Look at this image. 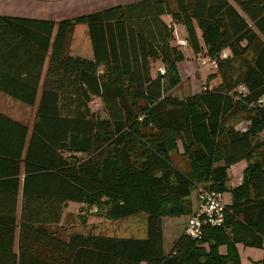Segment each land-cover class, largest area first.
Instances as JSON below:
<instances>
[{
  "label": "trees",
  "instance_id": "trees-1",
  "mask_svg": "<svg viewBox=\"0 0 264 264\" xmlns=\"http://www.w3.org/2000/svg\"><path fill=\"white\" fill-rule=\"evenodd\" d=\"M173 4L142 0L59 22L0 17V94L29 109L38 100L31 126L0 113V264H240L236 244L263 247L264 46L227 0ZM175 25L217 65L205 81L215 87L182 99L172 96L185 59ZM154 66L164 72L153 76ZM242 161L228 190L227 171ZM198 187L230 193L221 226L199 240L182 233L164 251L162 219L189 216ZM70 203L110 221L143 213L146 237L66 234Z\"/></svg>",
  "mask_w": 264,
  "mask_h": 264
},
{
  "label": "crops",
  "instance_id": "crops-1",
  "mask_svg": "<svg viewBox=\"0 0 264 264\" xmlns=\"http://www.w3.org/2000/svg\"><path fill=\"white\" fill-rule=\"evenodd\" d=\"M140 1L142 0H0V17L59 22L62 20H71L80 16L96 13L111 7L125 6ZM227 1L237 10L239 14H241L248 28H250L253 31V33L257 35L260 43L264 46V0H250L249 3L245 4L244 9L240 7V2H244L246 0H240V1L227 0ZM168 2L170 3L171 7H174L173 0H168ZM161 19L167 25L171 24V19L169 15H164L161 17ZM173 30H174L173 31L174 40H186V32L181 25L173 26ZM176 32H178L177 34H179L178 37H176ZM197 33L198 36L200 37V33L199 32ZM173 44L176 45L175 42H173ZM243 44L244 46H246L247 42L244 41ZM183 48H187L188 50L191 51L188 45L179 46V49L183 53L185 59L184 61L178 63L177 70L179 72L180 80L182 81L181 75L184 74V79L188 81V85L184 91L185 93H187V95L185 96H188L199 93L201 91L197 89V86L199 85V81L201 80L206 81L207 76L213 74L215 70L207 66L209 69L207 70L206 76L204 77V79L201 78L199 79V69H201V66H199L196 62V58H198V56L196 57L191 51L192 53L191 58H187V56L183 51ZM258 53H261L260 50L254 49L249 53V58L250 59L256 58V55ZM46 69H47V61L42 70V77L39 84L40 89L43 86ZM197 75H198V83L194 84L192 87L191 83L195 81V77ZM217 81L218 80H214L212 82L215 83ZM191 89H193L194 92H192ZM37 103L38 100L33 110V115H34L33 120L35 117ZM16 110L17 112H15ZM28 110L29 108H27L26 106H23L20 103L16 102L15 100L0 94V113L5 114L6 116L10 117L15 121L25 124L21 115L27 113L26 111ZM179 151L180 153L182 152L180 149ZM237 165H239V167L237 168H235L236 165L232 166L234 168L233 170L235 173L234 176H228V183L230 181L229 179L232 178V183H231L232 185H230L229 189H233L240 184L241 174L244 167L246 166L244 161L238 163ZM195 193L196 192H193L191 194L190 200L192 195H194ZM229 198L231 200V197ZM20 202L21 199L19 195L17 199L16 224H18L19 222ZM191 202H192V210H193L196 207L197 195H196L195 203L192 200ZM229 204L230 203H226V205ZM173 219H180V218H173ZM164 221L165 219H162L163 234H164V230H163ZM182 233H184V230H182L179 233H176V237L171 242V245L176 240V238ZM17 234L18 233L16 232V237ZM163 243H164V235H163ZM171 245L169 246L171 247ZM14 247L16 250L17 241H15ZM220 252L223 253V250H221Z\"/></svg>",
  "mask_w": 264,
  "mask_h": 264
},
{
  "label": "rangeland",
  "instance_id": "rangeland-1",
  "mask_svg": "<svg viewBox=\"0 0 264 264\" xmlns=\"http://www.w3.org/2000/svg\"><path fill=\"white\" fill-rule=\"evenodd\" d=\"M177 33L178 32H176V37L179 36V34ZM174 42L176 43V40H174ZM183 51L185 55L187 56V58H191L192 53L190 50H188L187 48H183ZM208 69L209 68L207 66H203L201 67V69H199V79L200 78L204 79ZM157 70L158 68L154 66L153 76L155 75V71ZM181 78H182L181 83L172 91V96L178 99H182L185 95H187V93H185L184 91L188 85V81L184 79V74L181 75ZM217 82L215 83L211 82L209 84L207 83L208 85H206L205 80H201L199 81V85L197 86V89L202 90V88L204 87H208V88L215 87ZM196 83H198V75L195 77V81L191 83L192 87ZM191 90L192 92H194L193 89ZM91 109L94 110L96 108L94 105H91ZM33 110L34 108L29 109L28 111H26L27 113L21 115L24 122L29 126H31V123L33 120V116H34ZM15 112H17V110ZM243 126H244L243 122H240L237 125V128L241 129L243 128ZM263 137H264V134L260 135V138H263ZM170 158L172 160V164L174 165V167H177L178 169L184 172L189 171V166H188V162L186 158H181L176 153H173L170 156ZM237 167H239V165L235 166V168ZM233 170H234L233 167L228 169L227 171L228 176H234L235 173ZM241 177H242V174H241ZM229 180H230L229 183L227 182L226 184L228 190L230 188V185H232L231 184L232 178H230ZM201 189L203 188L198 187L195 191L196 193L192 195L191 200L194 203H195L196 195L198 197V193L201 191ZM229 197H231L229 192H225L223 194V202L225 204L231 202ZM95 212H96L95 209H88L85 206L70 203L67 205L66 209L63 212L61 226H63L66 234L77 232V233H82V234L92 233V234L104 235L107 237H117V238L144 239L146 237V224H145L146 216L143 213L137 215L136 217H131L128 219L110 221L102 217L96 216ZM189 216L178 217L180 219H173L172 217L163 218L165 219L164 228H163L164 230V234H163L164 235V243H163L164 251L166 252L168 251L170 247L169 245H171V242L176 237V233H179L182 230H185V225L188 222L187 220ZM235 248L237 251L240 264H264V244L262 248H254V247L243 246L242 244H236ZM221 250H223V253H224L225 247H220L219 251Z\"/></svg>",
  "mask_w": 264,
  "mask_h": 264
},
{
  "label": "built area",
  "instance_id": "built-area-1",
  "mask_svg": "<svg viewBox=\"0 0 264 264\" xmlns=\"http://www.w3.org/2000/svg\"><path fill=\"white\" fill-rule=\"evenodd\" d=\"M177 46H187L186 40H176ZM228 56L227 51H223L220 54L221 58ZM196 61L200 66H209L212 69H216V61L207 56H199ZM160 73H163V69H158ZM259 104H264V97L258 100ZM225 205L223 202V196L220 193L214 191H207L201 189L198 193L197 203L195 209L192 211L188 218V222L185 225L184 233L193 240H199L202 236L203 228L219 227L224 220Z\"/></svg>",
  "mask_w": 264,
  "mask_h": 264
}]
</instances>
